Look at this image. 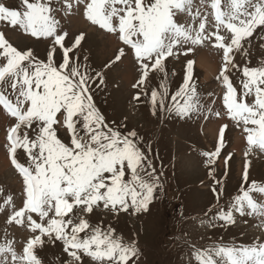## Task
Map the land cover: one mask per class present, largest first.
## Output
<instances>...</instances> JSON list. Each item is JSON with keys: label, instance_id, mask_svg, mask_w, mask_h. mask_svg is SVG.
Returning a JSON list of instances; mask_svg holds the SVG:
<instances>
[{"label": "snow or ice", "instance_id": "1", "mask_svg": "<svg viewBox=\"0 0 264 264\" xmlns=\"http://www.w3.org/2000/svg\"><path fill=\"white\" fill-rule=\"evenodd\" d=\"M55 2L59 8L53 0H20V7L15 8L0 0V22L33 38L51 41L47 59L41 61L31 49L18 50L0 32V111L14 121L6 129L5 147L22 178L24 195L19 209L7 196L0 210L10 209L7 222L29 233L22 253H17L12 240L0 244V264H42L35 250L44 246L45 237L63 243L70 264H82L84 256L92 264H137L136 241L125 242L114 229L93 226L85 216L101 204L113 213L147 211L158 187L156 169L139 147L141 138L136 131L125 134L113 128L95 108L90 82L98 78L103 83V77L97 72L94 78L79 58L70 55L84 34L65 47L68 34L61 29L56 14H70L74 6L84 4L85 19L116 35L131 50L139 71L134 89H146L151 72L164 73L166 80L164 62L169 57L187 55L197 46L210 45L222 52L216 78L224 89V115L242 128L249 146L247 156L253 146L264 151V61L241 68L234 53L244 49L245 42L250 44L248 38L257 30L264 32V0H200L195 12L193 0ZM181 14L189 20L178 22ZM57 47L62 51L60 63L55 59ZM260 47L264 49V44ZM123 55L122 47L113 63ZM193 63L187 61L184 82L167 106L181 117L203 108L192 81ZM232 70L240 72L239 89L228 74ZM168 96L163 81L160 91L151 90L153 115L157 108L165 110ZM133 99L139 101L141 93ZM214 115L221 117L220 112ZM227 127L224 124L219 129L216 150L202 153L207 157L206 167L215 163ZM61 129L68 135L67 143L59 136ZM18 150L23 151L25 163L18 161ZM208 175L213 176L211 168ZM243 181L247 187L242 185L227 211L221 208L212 219L235 223L233 213H238L260 218L264 227V186L256 181L248 184L247 162ZM212 191L218 202L222 193L216 188ZM257 195L262 200H257ZM193 257L197 264H264V241L257 237L247 245L214 244L194 250Z\"/></svg>", "mask_w": 264, "mask_h": 264}, {"label": "rangeland", "instance_id": "2", "mask_svg": "<svg viewBox=\"0 0 264 264\" xmlns=\"http://www.w3.org/2000/svg\"><path fill=\"white\" fill-rule=\"evenodd\" d=\"M4 2L9 7H20V0ZM53 2L55 7H60L55 0ZM198 7L200 0H193V11ZM56 15L61 29L68 34L64 41L65 47H71L76 36L84 34L80 45L70 55L74 59L79 58L80 64L94 78L97 72L103 77V83L98 78L90 82L95 108L113 128L125 134L136 131L141 138L139 147L151 160L158 176V187L147 211L113 213L101 204L85 219L93 226L114 229L115 234L125 242L136 241L139 250L137 264H197L193 257L194 250L214 244L247 245L257 237L264 241V227L261 226L260 218L233 213L235 223L225 224L222 220L212 219L221 208L227 211L242 185L247 187L243 181L246 162L248 184L256 181L264 186V151L253 146L245 156L249 146L242 128L235 127L224 115V89L216 78L221 68L222 52L210 45L197 46L187 55L169 57L164 62L166 80L164 73L151 72L147 88L134 89L132 85L139 78V71L131 50L116 35L85 19L84 4L74 6L70 14L61 11ZM177 20L185 23L189 17L181 14ZM0 32L18 50L31 49L34 57L46 61L50 40L33 38L19 29L9 28L3 22H0ZM262 36L264 32L257 30L248 38L250 44L244 43L246 53L244 49L234 53L235 63L241 68L246 64L256 67L264 61V49L260 47L264 44ZM122 47L125 55L113 63ZM55 59L57 63L62 61L59 47ZM188 60L194 61L192 81L203 108L181 117L175 111H168L167 106L171 104V95L184 82ZM228 74L234 86L239 89L240 72L232 70ZM162 81L166 84L169 96L165 101V110L157 108L156 115H153L151 90L160 91ZM138 91L141 93L139 101L133 99ZM215 112H220L221 117L215 116ZM2 115L0 111V203L11 196L16 209H19L24 200L22 178L12 166L5 147L6 129L14 121ZM224 124L228 127L224 132L220 153L215 163L206 167L207 157L202 153L216 150L220 143L219 129ZM59 136L65 143L68 142L66 131L59 130ZM17 159L21 163L26 162L22 150H18ZM210 168L213 171L212 177L208 175ZM216 181H220V184H216ZM213 188L222 193L218 202ZM256 198L262 200L258 195ZM9 215L10 209L7 207L0 210V244L12 240L17 253H22L29 233L15 223H8ZM35 252L42 264H70L71 261L63 251V243L54 238L49 241L45 237L44 246L37 247ZM82 264H92V261L84 256Z\"/></svg>", "mask_w": 264, "mask_h": 264}, {"label": "bare ground", "instance_id": "3", "mask_svg": "<svg viewBox=\"0 0 264 264\" xmlns=\"http://www.w3.org/2000/svg\"><path fill=\"white\" fill-rule=\"evenodd\" d=\"M2 116H4V114L2 115ZM7 118H5V120H6Z\"/></svg>", "mask_w": 264, "mask_h": 264}]
</instances>
